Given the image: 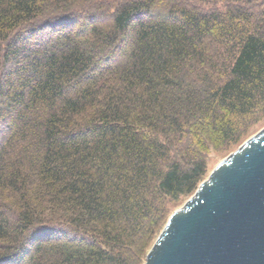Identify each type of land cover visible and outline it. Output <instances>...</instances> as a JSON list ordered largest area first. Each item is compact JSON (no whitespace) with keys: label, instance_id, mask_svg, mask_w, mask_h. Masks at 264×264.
<instances>
[{"label":"trees","instance_id":"obj_1","mask_svg":"<svg viewBox=\"0 0 264 264\" xmlns=\"http://www.w3.org/2000/svg\"><path fill=\"white\" fill-rule=\"evenodd\" d=\"M95 1L0 0V264H144L210 152L264 124L257 0L75 28Z\"/></svg>","mask_w":264,"mask_h":264},{"label":"water","instance_id":"obj_2","mask_svg":"<svg viewBox=\"0 0 264 264\" xmlns=\"http://www.w3.org/2000/svg\"><path fill=\"white\" fill-rule=\"evenodd\" d=\"M144 264H264V128L169 216Z\"/></svg>","mask_w":264,"mask_h":264},{"label":"rangeland","instance_id":"obj_3","mask_svg":"<svg viewBox=\"0 0 264 264\" xmlns=\"http://www.w3.org/2000/svg\"><path fill=\"white\" fill-rule=\"evenodd\" d=\"M123 0H103V1H95L92 2L90 5L92 6L93 10L97 13H87V15H84L80 18L75 19L76 26L78 27H84L85 30H88L91 25L96 24L97 26H101L102 28H106L111 21L110 14L112 9L115 7L116 4L120 3ZM179 1H186L189 5L194 6L197 9L201 8H208L212 6L222 7L226 4L225 0H164V5L172 4V3H178ZM168 3V4H167ZM256 10L264 11V0H257L255 2ZM181 4H183L181 2ZM85 8V7H84ZM86 9V8H85ZM87 10V9H86ZM255 11V12H256ZM256 12V13H257ZM111 25V23H110ZM74 28V29H75ZM88 37V36H87ZM83 38V37H82ZM122 50V49H121ZM105 63V62H103ZM262 128H264V124L257 125L256 133L260 131ZM255 133V134H256ZM235 151V150H234ZM232 151V152H234ZM230 152H215L211 151L208 158H207V164H208V172L204 178V180L208 177L210 172L223 160L225 159ZM189 197L182 198L180 201L171 204V210L174 212L181 208L184 203L187 201Z\"/></svg>","mask_w":264,"mask_h":264}]
</instances>
